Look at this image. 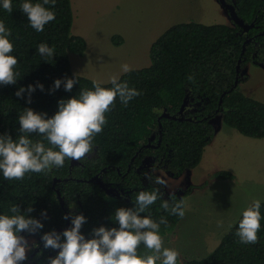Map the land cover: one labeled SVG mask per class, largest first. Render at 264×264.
Masks as SVG:
<instances>
[{"label": "trees", "instance_id": "trees-1", "mask_svg": "<svg viewBox=\"0 0 264 264\" xmlns=\"http://www.w3.org/2000/svg\"><path fill=\"white\" fill-rule=\"evenodd\" d=\"M23 2L25 0H12L11 13L0 4V22L12 33L8 37L14 46L10 55L18 60L14 68L17 83L0 85V135H11L13 139L18 138V117L25 108L46 113L47 118H51L58 111L61 99L78 98L82 88L94 90V80L73 72L71 67L70 53L83 54L87 47L85 37L72 32L71 0H56L54 6L44 5L55 13V20L46 24L43 32L30 27L27 16L20 10ZM30 2L43 4V0ZM234 5L240 18L255 24L247 32L236 23L204 24L191 20L174 24L151 44L150 65L131 69L118 78L141 94L126 107L117 97L112 110L105 114L107 123L103 131L92 141L91 156H85L74 166L71 159L65 158L63 167L26 173L23 180L8 181L0 173V215L11 216L10 209L19 206V214L27 216V209L32 207L30 215L44 225L33 235L42 238L58 228L72 227V216L83 214L87 222L81 232L92 239L96 228L119 227L111 219L117 208L135 207V198L141 191L159 190L157 201L141 215L157 222L162 217L167 219L168 225H161V236L173 232L182 218L169 214L161 204L168 201L171 206L183 200L185 210L184 198L188 193L166 194L164 186L149 179L144 181L148 168L141 169V166L145 157H157L151 171L163 169L175 176L197 167L214 136L211 119L218 113L223 114L227 126L241 134L264 137V102L239 88L246 79L241 73L244 63L264 65V0H235ZM113 41L120 44L122 37L114 36ZM41 43L54 48V57L45 58L37 52ZM66 78L78 80L70 92L65 91L63 84L53 90L57 79ZM39 84L44 86L43 90L37 86ZM29 85L37 86L31 94V103L27 91L23 98L16 96L21 87ZM101 86L113 87L111 82L101 83ZM164 113H169L170 117H165ZM153 136L155 139L151 140ZM30 139L50 147L43 136L33 134ZM97 175L111 192L98 184L94 178ZM151 175L153 179L158 176ZM214 176L234 177L229 170H219ZM114 188L128 196L116 195ZM74 204L76 208L71 210ZM66 210L70 212L68 219H65ZM45 211L46 216L42 215ZM260 213L258 243L248 245L239 241L236 232L241 214L209 254L184 261L178 257L177 264H264V201ZM145 252L141 244L138 254L143 256ZM51 253L54 258L58 250L43 248L36 264H49Z\"/></svg>", "mask_w": 264, "mask_h": 264}, {"label": "clouds", "instance_id": "clouds-1", "mask_svg": "<svg viewBox=\"0 0 264 264\" xmlns=\"http://www.w3.org/2000/svg\"><path fill=\"white\" fill-rule=\"evenodd\" d=\"M56 0H43V4H33L25 0L20 10L27 16L30 27L37 32H43L45 25L55 20V13L44 5H55ZM2 8L9 13L13 11L12 0H0ZM11 30L0 22V85H14L17 83L14 71L18 63L13 52L14 46L9 38ZM37 52L45 58L54 57V48L41 43ZM122 70L128 72L129 66L122 65ZM78 82L77 78L57 79L54 89L63 84L65 91L70 92ZM94 90L82 88L79 97L67 100L61 99L58 111L51 118L47 114H40L31 108H25L19 115L20 125L18 138L11 135H0V173L5 180H23L26 173H42L53 168L63 167L65 158L79 161L92 152V141L103 131L107 123L106 113L112 110L117 97L125 107L131 100L141 93L130 88L127 83H121L117 77L111 79L112 88L101 86L93 81ZM43 90V85H37ZM29 85L21 87L16 96L23 98L28 92V102L36 87ZM43 136L50 147L42 142H33L30 137ZM58 149V150H57ZM147 178L157 185L167 186L160 176ZM158 192L141 191L135 198V207L117 208L111 219L119 227L111 229L101 226L93 230L94 237L87 239L81 232L87 222L83 214L73 215L72 227L62 233L51 231L45 233L41 240L44 249L58 250V254L49 257V264H177L179 253L177 250L164 246L160 235L161 225H168L166 218L158 222L150 216L141 215L158 199ZM161 207L174 216L181 218L185 215L183 200L169 204L164 201ZM261 202L254 200L243 211L236 235L242 244L254 245L259 242L258 232L261 229ZM13 215H0V264H21L27 253L31 251L28 240L22 233L34 234L43 229V223L30 215L32 207L27 209V216L20 213L19 206H13ZM46 216V211L42 213ZM69 217L66 215L65 219ZM222 227V222H218ZM146 249L142 256L138 254L140 245Z\"/></svg>", "mask_w": 264, "mask_h": 264}, {"label": "rangeland", "instance_id": "rangeland-1", "mask_svg": "<svg viewBox=\"0 0 264 264\" xmlns=\"http://www.w3.org/2000/svg\"><path fill=\"white\" fill-rule=\"evenodd\" d=\"M71 4L72 32L87 41L83 54L70 53L72 70L100 83L124 74L122 65L130 70L150 65L151 44L174 24L191 20L233 24L219 0H71ZM117 35L122 37L120 44L113 41ZM241 73L246 79L240 90L264 102V66L246 62ZM211 122L213 140L197 167L177 176L163 169L152 171L166 181L170 195L191 186L184 198V217L173 232L161 236L164 246L177 250L182 261L209 254L254 200L264 201V137L241 134L224 123L222 113ZM219 170H229L234 177L217 178L214 173ZM25 237L31 249L39 241L32 234Z\"/></svg>", "mask_w": 264, "mask_h": 264}, {"label": "flooded vegetation", "instance_id": "flooded-vegetation-1", "mask_svg": "<svg viewBox=\"0 0 264 264\" xmlns=\"http://www.w3.org/2000/svg\"><path fill=\"white\" fill-rule=\"evenodd\" d=\"M229 3H231V4H234V2H235V0H227ZM235 6V5H234ZM234 23H236L234 20H233V24ZM252 23H254V22H252ZM237 24V23H236ZM248 25H249V23H247ZM239 25V24H238ZM255 25V24H254ZM254 25H250V28H252ZM241 28H242V30L244 31V32H247L249 29H244L242 26H240ZM261 66H264V65H261ZM153 139H155V136H153L152 137V139L151 140H153ZM153 147H155L154 145H152ZM155 162H157V157L156 156H147V157H145V159L143 160V164H142V166H141V169H144V168H148V170H146L145 172H144V174H145V177H144V181H146L148 178H147V176L148 175H151L152 173V171H151V166H153L154 164H155ZM159 163H161L160 161H159ZM159 176V175H158ZM109 184H111V183H109ZM191 188V186H188V187H185V188H183L182 190H179V191H177V194L178 195H183V193L185 192V191H187V190H189ZM121 189H123V188H121ZM165 189V188H164ZM118 189L117 188H114L113 189V192L115 191V192H117L116 193V195H118V196H122V195H125L126 197L128 196L126 193H123V194H119V192L117 191ZM121 192V191H120ZM122 192H124V190H122ZM165 192H166V194H169V193H167V190L165 189ZM26 235H28V234H26ZM26 235H24V236H26ZM33 235V234H32ZM35 235V234H34ZM39 239V241L37 242V244H36V246L35 247H33L32 249H31V251L28 253V258L25 260L26 261V263L25 264H36L37 263V260L39 259V257H40V253H41V251H42V249H43V246H42V243H40V241H41V238H38ZM50 256L53 258V254L51 253L50 254ZM24 262V261H23ZM22 263V262H21Z\"/></svg>", "mask_w": 264, "mask_h": 264}, {"label": "water", "instance_id": "water-1", "mask_svg": "<svg viewBox=\"0 0 264 264\" xmlns=\"http://www.w3.org/2000/svg\"><path fill=\"white\" fill-rule=\"evenodd\" d=\"M219 1H220V3H221L224 7H226V8L230 11L232 19H233L237 24H239L240 26H242L244 29L247 30V29L250 28V25H251V26L254 25V23H251V24L248 25V24H247L242 18H240V17L238 16L234 4L229 3L227 0H219ZM238 68H239V66H238ZM183 109H184V106H182V108H181V112L183 111ZM164 116H165V117H170V114H169V113H164ZM86 156H91V154L89 153V154L86 155ZM77 164H79V161H73V160H71V165H72V166L77 165ZM94 178L96 179V181L98 182V184H100L101 187H103V188L106 189L107 192H111V189L108 187L107 183H106L105 181H103L102 178H101L99 175L95 176ZM57 193H58V196H59V198H60L61 204H62V205L65 207V209H66V206H65V200H64V198L62 197L61 192L58 190ZM66 211H67V210H66ZM69 214H70V212L67 211V216H68V217H69ZM67 223H68V225H69V224H70V221L68 220ZM65 228H66V227H65ZM65 228H58V229H56L55 231H56V232H60V231H63ZM22 235H26V233H22Z\"/></svg>", "mask_w": 264, "mask_h": 264}, {"label": "crops", "instance_id": "crops-1", "mask_svg": "<svg viewBox=\"0 0 264 264\" xmlns=\"http://www.w3.org/2000/svg\"><path fill=\"white\" fill-rule=\"evenodd\" d=\"M247 90H248V89H247ZM247 90H244V91H246V92H247ZM248 91H249V90H248ZM247 93H249V92H247ZM212 140H213V139H212ZM212 140H211V141H212ZM210 143H211V142H210ZM210 143H209V144H210Z\"/></svg>", "mask_w": 264, "mask_h": 264}]
</instances>
